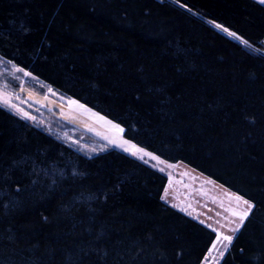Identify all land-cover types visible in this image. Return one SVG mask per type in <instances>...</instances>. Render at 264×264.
<instances>
[{
  "label": "trees",
  "instance_id": "1",
  "mask_svg": "<svg viewBox=\"0 0 264 264\" xmlns=\"http://www.w3.org/2000/svg\"><path fill=\"white\" fill-rule=\"evenodd\" d=\"M252 48L264 50L252 0H0V60L252 204L220 264H264V58ZM165 185L0 107V264H201L215 235L165 205Z\"/></svg>",
  "mask_w": 264,
  "mask_h": 264
},
{
  "label": "rangeland",
  "instance_id": "2",
  "mask_svg": "<svg viewBox=\"0 0 264 264\" xmlns=\"http://www.w3.org/2000/svg\"><path fill=\"white\" fill-rule=\"evenodd\" d=\"M252 50L264 58L263 49ZM0 107L82 155L90 157L114 149L163 175L166 185L162 202L215 235L201 264L221 263L252 210L251 207L249 211L250 202L245 203L243 198L237 200L240 196L183 163L166 162L144 149L158 159L148 155H143L141 159L140 148L123 137L120 126L2 60ZM133 152L137 154L133 155ZM246 211L248 215L241 222V216ZM224 236L232 237L231 241L224 240Z\"/></svg>",
  "mask_w": 264,
  "mask_h": 264
},
{
  "label": "snow or ice",
  "instance_id": "3",
  "mask_svg": "<svg viewBox=\"0 0 264 264\" xmlns=\"http://www.w3.org/2000/svg\"><path fill=\"white\" fill-rule=\"evenodd\" d=\"M259 2L262 3V4H264V0H259ZM225 31H227V30L225 29ZM232 35H235V34H232ZM245 44H247V41H245ZM4 103L7 104L8 101L5 100ZM11 106H12V107H15L14 105H11ZM119 131H120V132H123V129H119ZM133 147H135V146H133ZM125 150L127 151L128 149H125ZM138 151L142 153V155L140 156L141 159L143 158V155H148V156H150L152 159H158L157 157L153 156L152 154L147 153V152H144L142 149H139ZM132 154H133V155H136L137 153H136V152H133ZM161 170H162V169H161ZM236 199H237V200H240L241 197H237ZM245 203H248V202L245 201ZM251 207H252V206L249 205V211L251 210ZM234 214H235V213H234ZM247 215H248V212H247V211L243 213V215L241 216V222H243V219H244ZM236 230H238V229H234L233 231H236ZM223 239H224V240H227V241L230 242L231 239H232V237L224 236ZM213 247H215V245H213Z\"/></svg>",
  "mask_w": 264,
  "mask_h": 264
},
{
  "label": "crops",
  "instance_id": "4",
  "mask_svg": "<svg viewBox=\"0 0 264 264\" xmlns=\"http://www.w3.org/2000/svg\"><path fill=\"white\" fill-rule=\"evenodd\" d=\"M252 1H254V2L258 3V4H262V3L259 2V0H252Z\"/></svg>",
  "mask_w": 264,
  "mask_h": 264
}]
</instances>
